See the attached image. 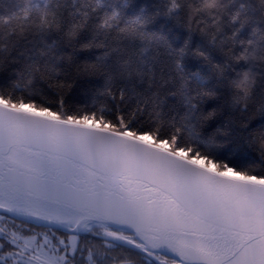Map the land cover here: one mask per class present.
<instances>
[{
    "label": "snow or ice",
    "instance_id": "snow-or-ice-1",
    "mask_svg": "<svg viewBox=\"0 0 264 264\" xmlns=\"http://www.w3.org/2000/svg\"><path fill=\"white\" fill-rule=\"evenodd\" d=\"M0 264H264V0H0Z\"/></svg>",
    "mask_w": 264,
    "mask_h": 264
}]
</instances>
